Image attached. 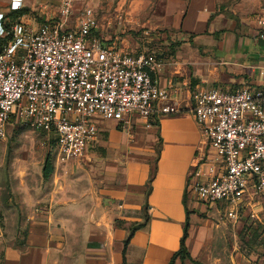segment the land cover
I'll return each mask as SVG.
<instances>
[{"label":"crops","instance_id":"obj_1","mask_svg":"<svg viewBox=\"0 0 264 264\" xmlns=\"http://www.w3.org/2000/svg\"><path fill=\"white\" fill-rule=\"evenodd\" d=\"M18 1L23 9L24 0ZM153 3L159 13L151 11L150 37L142 43L109 34L100 22L99 35L131 55L154 52L157 84L181 111L155 112L148 120L136 113L122 122L97 120L80 160L59 164L54 144L58 165L48 178L45 161L37 171L22 168L10 195L0 190V264H170L186 222L190 259L177 257L173 264H251L238 249L237 231L244 218L261 222L264 198L250 190L232 223L228 204H205L188 193L190 171L207 151L191 94L264 87L258 75L264 42L255 23L264 0ZM28 7L23 21L36 28L57 15L59 0H31ZM73 25L72 19L67 28ZM154 29L168 31L171 44L156 46ZM254 261L264 264V257Z\"/></svg>","mask_w":264,"mask_h":264},{"label":"built area","instance_id":"obj_2","mask_svg":"<svg viewBox=\"0 0 264 264\" xmlns=\"http://www.w3.org/2000/svg\"><path fill=\"white\" fill-rule=\"evenodd\" d=\"M21 8L12 1L11 11ZM24 18L6 27L9 21L0 14V38L6 39L0 50V139L16 122L53 134L56 161L65 164L84 156L97 120L122 122L130 113L148 120L155 112L181 111L157 84L155 53L131 55L102 38L87 0H59L57 15L36 28ZM255 23L264 42V6ZM143 35L147 40L150 32ZM258 75L264 78V61ZM191 100L207 151L190 171L188 193L205 204H228L226 217L235 223L250 190L264 198V87L199 88Z\"/></svg>","mask_w":264,"mask_h":264},{"label":"rangeland","instance_id":"obj_3","mask_svg":"<svg viewBox=\"0 0 264 264\" xmlns=\"http://www.w3.org/2000/svg\"><path fill=\"white\" fill-rule=\"evenodd\" d=\"M12 1L0 0V14L6 16L11 12ZM30 1L24 0L26 5L23 9L29 8ZM149 1L152 4H147ZM87 2H91L89 4L97 9L98 20L106 32L113 35H130L141 43L142 39H146L143 32L149 31L151 28L147 21L154 19L151 16V11L159 13V7L153 3L154 0H87ZM154 30L152 37L156 46L171 44V41H165L168 31ZM51 142H55L54 135L48 136L42 132H37L20 122L10 126L7 130V136L0 139V190H6L9 196L16 174L22 168H27L30 171L39 170L47 156L50 158L53 167L58 165L55 163V154ZM17 205V201L12 199L11 206ZM244 219L247 221L246 225L239 232L237 231L240 243L238 249L242 256L254 264L257 257H264V218L261 219L260 223L257 221L251 223L250 217Z\"/></svg>","mask_w":264,"mask_h":264},{"label":"trees","instance_id":"obj_4","mask_svg":"<svg viewBox=\"0 0 264 264\" xmlns=\"http://www.w3.org/2000/svg\"><path fill=\"white\" fill-rule=\"evenodd\" d=\"M28 10L27 9H21V10H17V11H11L9 12L5 17L7 19H9V23H7L6 27H8L10 24H12L17 18H19L20 16L24 15ZM6 43V39H1L0 38V50L2 49V47L4 46V44ZM52 143V142H51ZM55 142L52 143V145H54ZM53 171V165L51 163L50 158L47 156L44 162V166H43V177L46 179L49 177V175L52 173ZM187 229H188V223L186 222L184 230H183V236L180 240V247L179 250L174 254L170 264H173L174 260L177 257H180L181 259H190L187 249L185 247V240L187 238ZM198 264V263H195Z\"/></svg>","mask_w":264,"mask_h":264},{"label":"clouds","instance_id":"obj_5","mask_svg":"<svg viewBox=\"0 0 264 264\" xmlns=\"http://www.w3.org/2000/svg\"><path fill=\"white\" fill-rule=\"evenodd\" d=\"M0 30H1V23H0Z\"/></svg>","mask_w":264,"mask_h":264}]
</instances>
